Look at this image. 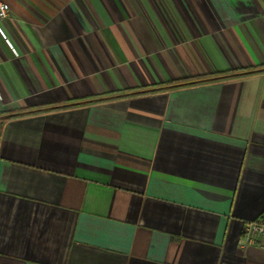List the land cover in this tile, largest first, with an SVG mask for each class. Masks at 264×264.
Instances as JSON below:
<instances>
[{
  "label": "crops",
  "instance_id": "0c3cea01",
  "mask_svg": "<svg viewBox=\"0 0 264 264\" xmlns=\"http://www.w3.org/2000/svg\"><path fill=\"white\" fill-rule=\"evenodd\" d=\"M7 1L0 264H264V0Z\"/></svg>",
  "mask_w": 264,
  "mask_h": 264
},
{
  "label": "built area",
  "instance_id": "2783aa9c",
  "mask_svg": "<svg viewBox=\"0 0 264 264\" xmlns=\"http://www.w3.org/2000/svg\"><path fill=\"white\" fill-rule=\"evenodd\" d=\"M10 4L7 0H0V25L7 19ZM242 236L237 241L239 248L256 245L264 248V214L256 219L243 222Z\"/></svg>",
  "mask_w": 264,
  "mask_h": 264
},
{
  "label": "trees",
  "instance_id": "16d2710c",
  "mask_svg": "<svg viewBox=\"0 0 264 264\" xmlns=\"http://www.w3.org/2000/svg\"><path fill=\"white\" fill-rule=\"evenodd\" d=\"M252 72H264V67L260 68V69H249V70H245L242 72H237V73H231V74H225L222 76H218V77H211V78H206V79H198V80H193V81H180V82H176V83H172V84H167L165 86H163V88H178V87H183V86H188V85H195V84H200L203 82H207V81H213L216 79H221V78H226V77H233V76H237V75H244V74H249ZM124 94H119V95H115V96H123ZM107 98V97H105ZM105 98H100L99 100H104ZM94 101V99H89V100H81L78 101L77 103H73L71 105H75V104H82L85 102H91Z\"/></svg>",
  "mask_w": 264,
  "mask_h": 264
}]
</instances>
